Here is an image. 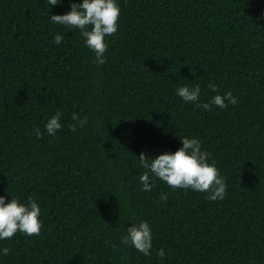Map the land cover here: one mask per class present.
I'll use <instances>...</instances> for the list:
<instances>
[{"label": "trees", "instance_id": "obj_1", "mask_svg": "<svg viewBox=\"0 0 264 264\" xmlns=\"http://www.w3.org/2000/svg\"><path fill=\"white\" fill-rule=\"evenodd\" d=\"M73 3L0 0V197H32L42 224L0 240V264H264V0H116L103 65L79 29L51 22ZM185 85L201 104L238 102L196 108L176 94ZM74 113L88 123L71 131ZM183 137L226 178L224 199L155 177L142 190L139 155L174 153ZM142 221L149 256L120 243Z\"/></svg>", "mask_w": 264, "mask_h": 264}, {"label": "clouds", "instance_id": "obj_2", "mask_svg": "<svg viewBox=\"0 0 264 264\" xmlns=\"http://www.w3.org/2000/svg\"><path fill=\"white\" fill-rule=\"evenodd\" d=\"M48 5L57 6L60 0H47ZM120 15V8L116 0H82L80 4H71L70 11L64 15H51V22L62 25L71 31L73 28L80 30V35L87 48L94 52L93 63L103 65L105 63L104 54L108 45L105 37L112 36L117 32V21ZM64 39L61 35L54 37V43L60 44ZM211 92L216 93L218 88L215 84L208 85ZM200 86L177 87L176 94L185 103H193L196 108L211 110L212 106L225 109L229 104L235 106L237 99L231 92L223 95H214L208 103L201 104ZM61 112L58 110L45 124V130L49 136H54L61 129ZM72 123L69 127L71 131L83 128L88 123V117L80 119L77 114L72 115ZM37 139L42 138L43 134L37 128L35 130ZM182 147L174 153H164L154 158H145L144 153L138 157L140 167L145 169L139 179L143 185V191L151 192L155 184L152 178H158L172 189H191L195 192L208 193L209 201L224 199L227 190L226 178L220 175L215 163H208L210 154L202 151L201 142L197 138H180ZM167 194H161L160 201L166 202ZM41 214L38 203L32 198H28V203H20L17 198H11L5 203L4 197H0V240L11 239L17 232L28 237L39 236L41 231ZM120 243L127 246L131 244L138 252L145 256L151 254L152 235L151 228L147 222L131 224L126 228ZM113 249L117 245H111ZM7 256L10 248L5 247L0 250ZM157 256L164 258L163 249L157 252Z\"/></svg>", "mask_w": 264, "mask_h": 264}]
</instances>
